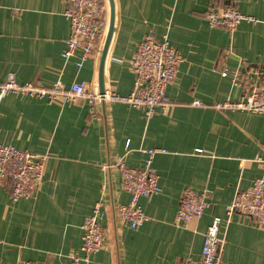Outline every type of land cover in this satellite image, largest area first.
I'll list each match as a JSON object with an SVG mask.
<instances>
[{
	"label": "crops",
	"instance_id": "0c3cea01",
	"mask_svg": "<svg viewBox=\"0 0 264 264\" xmlns=\"http://www.w3.org/2000/svg\"><path fill=\"white\" fill-rule=\"evenodd\" d=\"M107 18H110V3ZM114 22L103 67L104 90H132L130 61L147 34L167 35L182 57L167 87V112H143L124 103H49L7 94L0 99V144L45 155L44 174L26 198L12 200V182H0V264H62L80 254L82 225L98 200L107 234L89 264H181L201 251L214 216L225 217L234 194L249 187L264 162V114L220 110L216 104L243 98L249 84L264 81V0H112ZM235 6L253 22L230 32L211 28L204 14ZM65 0H0V83L98 88L99 50L78 64L64 59L70 33ZM108 29V27H107ZM107 34V31H106ZM97 53V54H96ZM228 68L238 79L221 76ZM202 106H193V101ZM160 149L152 167L161 192L139 199L146 221L131 229L115 208L127 204L116 168L144 165L146 150ZM186 189L206 194L209 208L198 219L175 224ZM221 264H264V229L240 214L221 225Z\"/></svg>",
	"mask_w": 264,
	"mask_h": 264
},
{
	"label": "built area",
	"instance_id": "2783aa9c",
	"mask_svg": "<svg viewBox=\"0 0 264 264\" xmlns=\"http://www.w3.org/2000/svg\"><path fill=\"white\" fill-rule=\"evenodd\" d=\"M65 3L64 16L69 21L70 33L65 41L62 56L69 59L79 51L78 64L81 65L99 50L100 43L106 35L107 4L105 0H65ZM204 19L209 27L224 28L230 32L243 21H254L252 17L240 13L235 6L209 10L204 14ZM181 62V55L171 46L167 35L157 38L147 34L137 44L130 61L133 85L127 95H119L111 90H104L101 94L97 87L85 83H73L67 88L62 87L57 81L47 87L31 82L20 83L14 74L9 73L4 82L0 83V99L7 94H14L62 105L71 104L78 98H84L91 106L97 103H124L143 112L146 121H149L157 109L163 112L169 110L171 102L166 90L175 81ZM227 75L238 79L237 72L228 68L221 72L222 77ZM191 104L202 106L197 100ZM215 107L220 110L264 114V81L249 84L241 100L225 101L216 104ZM161 152L164 150H146L144 165L140 168L127 167L121 160L103 166L105 170L116 168L120 173L121 188L129 195L130 200L127 204L117 205L115 211L117 218L131 229L140 227L147 219L138 203L139 199L161 192L159 176L152 167L155 154ZM46 158L45 155L0 144V182L6 180L12 182L13 201L28 197L39 185L44 174ZM261 170L260 176L249 187L234 194L231 202L225 207L224 219L218 216L212 218L204 233L199 256L196 259L187 257L181 264H221L223 244L220 237L221 225L228 223L234 214L246 216L264 229V162ZM209 206L206 194L184 190L175 214V224H184L200 218ZM104 216L102 201L98 200L82 225L80 254L69 256L62 264L90 263V257L105 243L107 234L100 224Z\"/></svg>",
	"mask_w": 264,
	"mask_h": 264
},
{
	"label": "water",
	"instance_id": "95a60500",
	"mask_svg": "<svg viewBox=\"0 0 264 264\" xmlns=\"http://www.w3.org/2000/svg\"><path fill=\"white\" fill-rule=\"evenodd\" d=\"M109 5H110V18H109V23H108V29H107V34L105 37V41L103 44V48L101 50V55H100V61H99V75H98V90L102 94L104 92V87H103V67L105 63V58L107 55V50L111 41L112 33H113V22H114V7H113V2L112 0H109Z\"/></svg>",
	"mask_w": 264,
	"mask_h": 264
}]
</instances>
